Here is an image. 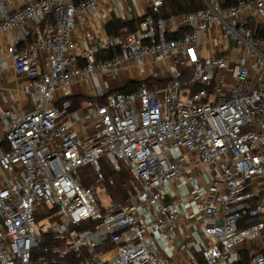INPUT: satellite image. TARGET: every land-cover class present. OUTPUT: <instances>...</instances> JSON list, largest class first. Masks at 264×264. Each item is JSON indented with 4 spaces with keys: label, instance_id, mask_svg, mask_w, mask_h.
<instances>
[{
    "label": "built area",
    "instance_id": "built-area-1",
    "mask_svg": "<svg viewBox=\"0 0 264 264\" xmlns=\"http://www.w3.org/2000/svg\"><path fill=\"white\" fill-rule=\"evenodd\" d=\"M144 1L134 31L75 53V17L98 0H0V33L18 32L6 52L29 75L28 108L0 104V264H264V0H203L176 38L154 19L164 0ZM209 42L219 55L203 54ZM148 56L170 61L168 76L147 77L164 85L140 79L71 109L76 77ZM102 157L137 181L108 208L95 198L108 196ZM195 165L193 190L165 191ZM87 166L95 189L81 183Z\"/></svg>",
    "mask_w": 264,
    "mask_h": 264
},
{
    "label": "crops",
    "instance_id": "crops-1",
    "mask_svg": "<svg viewBox=\"0 0 264 264\" xmlns=\"http://www.w3.org/2000/svg\"><path fill=\"white\" fill-rule=\"evenodd\" d=\"M145 11L146 2L144 0H98L94 7V13L79 12L75 17V25L71 34V39L75 44V53L84 50L99 51L108 42L118 40L115 36L107 34L106 25L116 19L123 22L126 19L135 20ZM165 26L171 32L187 29L183 25L182 15L165 19ZM124 29H122V32ZM17 39L18 32L15 29L0 33V65L7 61V67L2 68L0 72V104L2 107L13 106L14 110L23 111L28 108L29 100L22 90V83L29 79V75L15 73L13 63L6 52L7 46L16 42ZM204 39L205 35L201 34L200 40L204 41ZM211 45L209 42L204 46L203 54L206 56L219 55V51ZM171 70L169 60L148 56L138 61L124 62L119 70L109 69L106 72H98L90 76L76 77L67 86V91L75 96L85 98L83 104L78 107L79 110L87 108L92 111L93 104L102 101L108 90L114 91L124 87L127 80L139 81L147 77L159 79L168 76ZM88 102H91V104L88 105ZM81 133H85V128H79V134ZM2 134L0 127V142ZM181 165L183 166L182 163ZM196 166H192L191 174H180L178 179L166 186L165 191L176 194L193 190L196 181H200L198 176L193 174L196 173ZM167 193H165L164 201L169 200ZM198 259L200 264H203L200 256H198Z\"/></svg>",
    "mask_w": 264,
    "mask_h": 264
},
{
    "label": "trees",
    "instance_id": "trees-1",
    "mask_svg": "<svg viewBox=\"0 0 264 264\" xmlns=\"http://www.w3.org/2000/svg\"><path fill=\"white\" fill-rule=\"evenodd\" d=\"M215 2L220 6H233L237 3V0H215ZM204 6L205 4L203 0H164L161 7L159 8V12L154 14V19L162 18L165 20L172 16L184 15L189 12L202 9L204 8ZM123 28H126L129 31H134L137 28L136 20L123 22L119 19H116L106 25V32L109 35L117 37L122 34ZM186 32H188V29L178 30L173 33H167L166 37L176 38L182 36ZM117 51L118 48H111L107 51L106 56L111 57ZM138 84L139 83L137 81L128 82L123 87V90L129 91L131 89H135ZM145 84L149 88H155L164 85V82L154 80L152 78H147ZM69 99L71 100V109H78V107H80L85 100V98L82 96H72L69 97ZM1 145L3 148H5L3 144ZM103 159L106 158L102 157L100 159L101 166ZM102 172L107 182L109 198L112 201H124L131 194L133 187L137 182L136 179L132 176L126 164L124 162H120L118 170H116L114 167L109 168L108 166H106V164H104L102 166ZM79 174L82 185L85 187H89L90 183L92 182V178L94 179V173L92 169L89 166L83 167L79 170ZM91 223L95 222L93 221ZM87 225L90 224L84 223V225L80 226V229L86 228ZM73 257H75V255L71 254L68 259L73 260ZM79 258L81 257H77V259Z\"/></svg>",
    "mask_w": 264,
    "mask_h": 264
},
{
    "label": "rangeland",
    "instance_id": "rangeland-1",
    "mask_svg": "<svg viewBox=\"0 0 264 264\" xmlns=\"http://www.w3.org/2000/svg\"><path fill=\"white\" fill-rule=\"evenodd\" d=\"M104 164H106V166H108L109 168L112 167L111 164L108 162L107 159H103V160H102V166H103ZM102 166H101V167H102ZM6 178H7V176H6ZM91 181H92V182L90 183L89 187H92L93 189H95V188H96V184L94 183V179L92 178ZM95 198H96V202H97V204H98L100 207H106V208H108V207H109V205H108L109 202L112 201V200L109 198V196H107V195L104 194L103 189H99V188H96V189H95ZM42 224H43V228L46 226V223L43 221V222H41V223L38 225V227H39V226L42 227Z\"/></svg>",
    "mask_w": 264,
    "mask_h": 264
},
{
    "label": "water",
    "instance_id": "water-1",
    "mask_svg": "<svg viewBox=\"0 0 264 264\" xmlns=\"http://www.w3.org/2000/svg\"><path fill=\"white\" fill-rule=\"evenodd\" d=\"M128 82H133V80L126 81V82H125V85H126ZM125 85H124V86H125Z\"/></svg>",
    "mask_w": 264,
    "mask_h": 264
}]
</instances>
